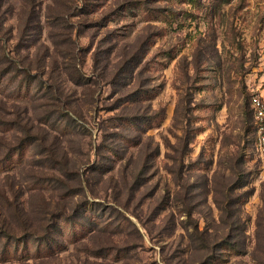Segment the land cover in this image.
<instances>
[{
    "label": "rangeland",
    "instance_id": "374dc122",
    "mask_svg": "<svg viewBox=\"0 0 264 264\" xmlns=\"http://www.w3.org/2000/svg\"><path fill=\"white\" fill-rule=\"evenodd\" d=\"M253 96L264 0H0V264H264Z\"/></svg>",
    "mask_w": 264,
    "mask_h": 264
},
{
    "label": "trees",
    "instance_id": "16d2710c",
    "mask_svg": "<svg viewBox=\"0 0 264 264\" xmlns=\"http://www.w3.org/2000/svg\"><path fill=\"white\" fill-rule=\"evenodd\" d=\"M23 145H20V147L16 148V150H21L23 147ZM19 209H17L18 211ZM65 209H62L61 213L59 215H57V218L59 220H68V218H70L68 216V214L66 213V211H64ZM24 215V214H22ZM20 219H22V217L20 216ZM58 219H57V222H58ZM6 222L2 221L0 225H2L1 227V230H2V233L0 232V237H11L12 239H15L17 236H18V233L16 231H14V229L11 228V226H6ZM58 223H56L55 225L57 226ZM20 232H24L25 236L27 238H29V240L31 239H35L36 237H38V231L36 229H33L32 231L30 229H28V227H25L24 229L20 230ZM50 231H48V234L44 235L42 238L44 239H47L49 240L50 238Z\"/></svg>",
    "mask_w": 264,
    "mask_h": 264
},
{
    "label": "built area",
    "instance_id": "2783aa9c",
    "mask_svg": "<svg viewBox=\"0 0 264 264\" xmlns=\"http://www.w3.org/2000/svg\"><path fill=\"white\" fill-rule=\"evenodd\" d=\"M251 106L258 126V149L261 154H264V98L253 96Z\"/></svg>",
    "mask_w": 264,
    "mask_h": 264
}]
</instances>
